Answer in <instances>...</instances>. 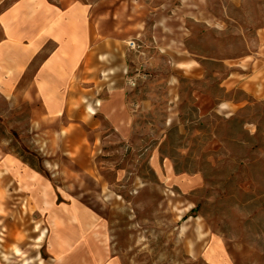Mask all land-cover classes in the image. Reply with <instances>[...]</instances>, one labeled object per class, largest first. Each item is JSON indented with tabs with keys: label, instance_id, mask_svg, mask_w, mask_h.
Instances as JSON below:
<instances>
[{
	"label": "rangeland",
	"instance_id": "1",
	"mask_svg": "<svg viewBox=\"0 0 264 264\" xmlns=\"http://www.w3.org/2000/svg\"><path fill=\"white\" fill-rule=\"evenodd\" d=\"M48 1L104 104L0 91V264H264V0Z\"/></svg>",
	"mask_w": 264,
	"mask_h": 264
},
{
	"label": "crops",
	"instance_id": "2",
	"mask_svg": "<svg viewBox=\"0 0 264 264\" xmlns=\"http://www.w3.org/2000/svg\"><path fill=\"white\" fill-rule=\"evenodd\" d=\"M0 30V91L4 96L17 89L25 91L28 82L48 112L69 113L78 106L77 111L90 116L101 110L94 101L104 104L103 97L82 91L99 77L84 4L14 0L0 10ZM231 83L245 86L246 80L232 77Z\"/></svg>",
	"mask_w": 264,
	"mask_h": 264
},
{
	"label": "built area",
	"instance_id": "3",
	"mask_svg": "<svg viewBox=\"0 0 264 264\" xmlns=\"http://www.w3.org/2000/svg\"><path fill=\"white\" fill-rule=\"evenodd\" d=\"M130 44L132 47L135 45L134 41H131Z\"/></svg>",
	"mask_w": 264,
	"mask_h": 264
}]
</instances>
